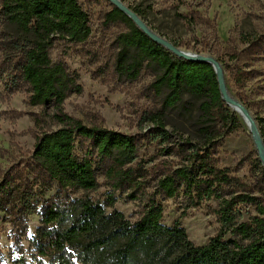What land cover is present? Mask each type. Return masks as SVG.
<instances>
[{"label":"trees","instance_id":"16d2710c","mask_svg":"<svg viewBox=\"0 0 264 264\" xmlns=\"http://www.w3.org/2000/svg\"><path fill=\"white\" fill-rule=\"evenodd\" d=\"M129 9L145 23L139 10ZM0 12L9 25L29 39L28 44L19 42L13 49L17 74L30 89V105L43 107L54 101L61 111L67 96L81 94L82 88L77 74L69 73L61 62L53 63L51 49L57 41L79 46L90 38L89 19L79 0H0ZM176 18L195 21L179 14ZM105 21L128 29L118 38L125 53L119 65L124 75L136 78L145 61L157 68L154 87L157 93L166 92L164 109L174 108L185 92L203 100L202 118L210 124L202 128L203 143L181 137L179 144L175 143L161 117L153 118L150 133L158 145L164 146L161 153L184 162L178 167L158 166L162 172L156 179L155 192L146 197L139 218L130 223L121 213L106 212L115 203L112 197H107L104 205L87 200L77 207L68 202L67 194L96 191L100 173L113 190L129 192L132 201L146 195V171L144 163L138 162L139 140L85 126L60 113L55 120L61 124L67 121L71 127L41 134L35 140L32 163L36 184L30 181L28 172H0V214H6L24 230L28 217L39 212L41 225L33 239L35 253L42 258L56 257L57 264H264V192L255 195L253 187L228 170L219 169L213 156L219 130L236 126L238 118L221 100L212 67L173 57L114 6ZM168 42L179 48L178 43ZM232 82L236 88L241 87L243 74L234 73ZM254 120L264 144V118ZM77 150L82 151L81 157L76 155ZM255 162L261 166L258 157ZM261 173L264 181V170ZM53 189L54 196L44 200V193ZM178 197L185 200L187 209L219 202L220 232L207 245H193L178 223L169 228L162 225V202ZM247 207L254 214L238 223V213ZM69 219L72 224L62 228Z\"/></svg>","mask_w":264,"mask_h":264},{"label":"rangeland","instance_id":"374dc122","mask_svg":"<svg viewBox=\"0 0 264 264\" xmlns=\"http://www.w3.org/2000/svg\"><path fill=\"white\" fill-rule=\"evenodd\" d=\"M119 1L139 10L145 24L167 41L178 43V49L219 61L228 94L243 103L253 119L264 118V0ZM79 4L89 19L90 38L79 46L57 41L51 49L53 63L61 62L69 73L77 74L82 88L81 94L67 96L61 111L54 101L43 107L30 105V89L17 74L14 59L17 54L13 49L19 42L28 44L29 39L9 25L0 12V172H28L30 181L36 184L32 163L35 140L41 134L71 127L67 121L61 124L55 120L60 113L88 127L134 136L139 140L138 162L144 163L146 171V195L132 201L129 192L113 190L100 173H97L96 191L67 194L68 202L77 207L87 200L104 205L107 197H112L115 203L106 212L121 213L125 220L134 223L146 197L155 192L156 179L162 172L158 166L178 167L184 162L161 153L164 146L158 145L150 133L153 118L161 117L165 130L174 135L175 143L181 137L202 144V128L208 124L200 111L203 100L185 92L174 108L164 109L166 92L155 90L159 73L154 65L143 62L136 78L124 75L119 69L125 53L118 38L128 29L123 24L105 21L113 5L108 0H79ZM177 14L195 21L177 19ZM238 71L243 74L244 82L236 88L232 78ZM228 109L238 118V124L219 130L213 156L219 169L228 170L231 176L253 187L259 196L264 192L261 173L264 168L255 162L258 156L249 130L238 114ZM76 155L81 157L82 151L77 150ZM54 194V189L46 191L43 199L48 200ZM162 204V225L169 228L178 223L193 245L205 246L219 234L218 201L205 202L193 209H187L182 197ZM253 214V209L241 208L236 221L246 222ZM72 222L69 219L61 227L65 229ZM26 224L23 230L6 214H0V264H57L56 257L42 258L35 253L33 239L41 225L40 213L28 217Z\"/></svg>","mask_w":264,"mask_h":264},{"label":"water","instance_id":"95a60500","mask_svg":"<svg viewBox=\"0 0 264 264\" xmlns=\"http://www.w3.org/2000/svg\"><path fill=\"white\" fill-rule=\"evenodd\" d=\"M115 8H117L120 12L126 15L135 26L150 40H152L157 45L164 48L168 53L174 55L175 57L187 61V62H195L199 64H208L212 67L213 71L216 74L217 82L219 85L221 100L226 104L227 107L237 109L244 122H252L255 123V120L252 118L251 114L248 112L247 108L237 100H232L227 97L224 77L222 74V70L220 68L219 62L210 56H203L198 54H193L190 52L182 51L176 47H174L170 42H168L163 37L155 34L150 28L136 15L134 14L128 7L124 6L119 0H108ZM258 129V128H257ZM251 137L254 142V146L257 152L258 159L261 165L264 168V144L260 137L259 130H250ZM259 133V137L258 134Z\"/></svg>","mask_w":264,"mask_h":264},{"label":"bare ground","instance_id":"6f19581e","mask_svg":"<svg viewBox=\"0 0 264 264\" xmlns=\"http://www.w3.org/2000/svg\"><path fill=\"white\" fill-rule=\"evenodd\" d=\"M226 92H227V97H228L229 99L235 100L231 95L228 94V91H227V90H226ZM231 110H232L233 112L237 113L238 116L242 119V116H241L240 112H239L237 109L231 107ZM242 121L244 122L243 119H242ZM244 124H245V126L247 127V129H248L249 131H250V130H253V129H255L256 131L258 130V129H257V126H256L255 123H252V122H248V123H246V122H244ZM257 135H258V137H259V133H258Z\"/></svg>","mask_w":264,"mask_h":264}]
</instances>
